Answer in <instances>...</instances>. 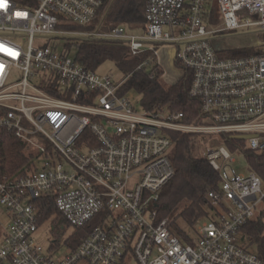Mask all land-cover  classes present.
I'll return each instance as SVG.
<instances>
[{
  "label": "built area",
  "instance_id": "built-area-1",
  "mask_svg": "<svg viewBox=\"0 0 264 264\" xmlns=\"http://www.w3.org/2000/svg\"><path fill=\"white\" fill-rule=\"evenodd\" d=\"M103 1L0 0V132H12L27 155L16 172L0 167L7 215L0 264H264L240 231L264 210V182L248 163L247 171L235 167L242 153L222 139L243 135V148L264 156V0H147L145 21L132 30L100 29ZM244 27L255 52L219 57L212 36ZM67 32L75 42L119 41L131 55L158 58L174 49L191 71L202 118L185 123L182 112L136 109L120 91L123 82L85 67L69 44L57 49ZM170 130L218 140L200 150L220 186L207 193L210 217L196 223L190 243L171 232L167 218L156 220L160 190L174 173ZM42 197L74 229L103 208L110 214L58 254L54 240H39Z\"/></svg>",
  "mask_w": 264,
  "mask_h": 264
},
{
  "label": "trees",
  "instance_id": "trees-1",
  "mask_svg": "<svg viewBox=\"0 0 264 264\" xmlns=\"http://www.w3.org/2000/svg\"><path fill=\"white\" fill-rule=\"evenodd\" d=\"M147 0H104L95 23L100 24V29L108 30L114 25L125 24L129 29L139 27L145 21V7ZM73 49L74 57L85 67L98 69L106 61H111L121 71L123 84L121 93L135 90L139 96L140 109L155 114L164 112H182V121L185 123L199 122V99L190 95L192 74L190 69L181 64L176 58L170 70L175 73L174 81L167 87L160 82L162 71L155 66L151 67L149 74L142 69L144 61L151 60V52L131 55L125 44L119 41L83 40L68 43ZM219 57H238L255 52L254 48L232 46L222 47L219 39L211 41ZM68 48V46H67ZM151 54V56H150ZM118 81V80H117ZM135 106V105H134ZM136 108V107H135ZM137 109V108H136ZM172 141L169 157L174 169L171 179L161 188L158 201L155 205L156 220L165 217L172 218L171 232L181 239L183 243H190L195 235L196 223L201 218H208L211 208L207 199L209 191L217 190L220 186V177L208 161L200 154L202 135L180 131H167ZM224 144L232 152H240L247 160L249 168L253 170L264 182V156L243 148L244 141L228 136L222 137ZM27 161L25 145L10 132H0V167L6 173H13L21 168ZM41 223L46 219L57 220L62 225L66 221L55 209L52 198L42 197L38 200ZM110 210L103 208L88 223L74 229L72 234L65 239L66 247L75 249L81 240L87 236L92 228L105 224ZM264 210L258 217L244 224L240 231L248 245H254L250 251L264 262ZM185 226H177V221ZM69 225L68 223H66ZM188 228H190L188 230ZM60 231L52 229L55 233L54 244L60 245ZM127 249L128 255H131ZM132 259V258H131ZM120 264H128L122 260Z\"/></svg>",
  "mask_w": 264,
  "mask_h": 264
},
{
  "label": "rangeland",
  "instance_id": "rangeland-1",
  "mask_svg": "<svg viewBox=\"0 0 264 264\" xmlns=\"http://www.w3.org/2000/svg\"><path fill=\"white\" fill-rule=\"evenodd\" d=\"M220 25V21L217 22H213V27L217 28ZM250 27H244L242 29L235 31H223L221 33H217L214 36H212L213 39H219L222 47H232V46H242V47H247V45L249 44L248 39L245 37L246 33H248L250 31ZM141 32L140 30H138V33ZM73 37L74 35L71 32H67V33H62L61 37L57 38V44H58V50H62L64 48V46H66L68 43H72L73 42ZM73 49L71 48V54L73 53ZM165 51V52H164ZM164 51H162L163 53L158 54V58L153 57V53L152 54V59L148 62H146L145 64L142 65V70L149 74L151 71V67L155 66L154 69H156V67L162 71L161 77H160V82L164 85V87L169 86L175 78V73H173L170 70V58H166L165 54H168L169 51L166 49H164ZM150 54V56H151ZM170 54V53H169ZM168 54V56H170ZM98 71L100 73H108L110 74L114 80H118L121 82H124L123 80V75L121 73V71L114 65L113 62L111 61H106L104 62L102 65L99 66ZM126 97L131 101V103L133 105H135V107L137 109H140V103H139V99L140 96L139 94L135 91V90H128ZM174 112H164L161 115H166V114H172ZM208 135V134H207ZM217 137V136H216ZM202 141L200 143V150L202 149V146L206 143H214L216 144L218 142V140H215L214 138H212L211 136H202ZM201 154V153H200ZM236 156V162H235V167H237L240 171H247L248 169V164L245 161V158L243 155H240L238 153H235ZM2 212L4 213L5 210L3 209V207L0 206V215L2 214ZM260 214V210H258L256 212V217H258ZM4 215H1L0 217L2 218ZM168 219L169 222V227H172V224H174L172 218L170 217H165ZM201 220V218L199 219ZM7 221L3 219V221H1V226H0V241H1V231L3 230V227L5 228V225H7L6 223ZM178 225L177 226H185L184 223H182L180 220L177 221ZM54 227L52 229L54 230H58L60 229V236L59 238L61 240H65L66 238H68L72 232L74 231V228L71 227L70 225H67L66 223H64L63 225L61 223H59V221L54 220L52 221V219H46L45 221H43V223L40 225L39 230H38V236H39V240L46 246L50 241L56 239L55 238V233L52 234L51 232V227ZM190 228H188L189 230ZM243 245H248V240H244L242 242ZM248 247L251 250H254V245L250 246L248 245ZM66 250V246L61 243L57 249V253L61 254ZM130 259V258H129ZM129 264H137V262L133 259L130 260Z\"/></svg>",
  "mask_w": 264,
  "mask_h": 264
},
{
  "label": "water",
  "instance_id": "water-1",
  "mask_svg": "<svg viewBox=\"0 0 264 264\" xmlns=\"http://www.w3.org/2000/svg\"><path fill=\"white\" fill-rule=\"evenodd\" d=\"M169 51V55H170V67L173 65V60H174V57H175V54H174V49H171V50H168ZM233 138H239V139H243V138H245V136H243V135H234V136H232Z\"/></svg>",
  "mask_w": 264,
  "mask_h": 264
},
{
  "label": "crops",
  "instance_id": "crops-1",
  "mask_svg": "<svg viewBox=\"0 0 264 264\" xmlns=\"http://www.w3.org/2000/svg\"><path fill=\"white\" fill-rule=\"evenodd\" d=\"M1 215H4V216H3L2 218L0 217V226H1V221H3V219L7 221V215H6V213H5V212H4V213L2 212ZM1 215H0V216H1ZM6 223H7V222H6ZM5 227H6V225H5ZM4 229H5V228L3 227V230L1 231V237H2V235H3V231H4Z\"/></svg>",
  "mask_w": 264,
  "mask_h": 264
}]
</instances>
